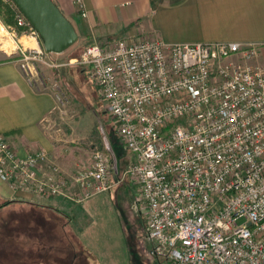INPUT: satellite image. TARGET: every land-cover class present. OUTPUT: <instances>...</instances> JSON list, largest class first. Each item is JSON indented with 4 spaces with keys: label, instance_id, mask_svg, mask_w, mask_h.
Returning a JSON list of instances; mask_svg holds the SVG:
<instances>
[{
    "label": "built area",
    "instance_id": "1",
    "mask_svg": "<svg viewBox=\"0 0 264 264\" xmlns=\"http://www.w3.org/2000/svg\"><path fill=\"white\" fill-rule=\"evenodd\" d=\"M13 6L17 29L41 43ZM79 12L87 16L81 4ZM6 30L15 41L16 31ZM3 42L0 38L6 51ZM13 44L8 53L28 79L61 95L58 100L63 95L57 80L47 86L39 67L89 69L133 156L124 176L137 187L153 257L163 264H264V69L256 63L259 46L124 39L112 46L91 45L79 58L59 65L42 43L37 48ZM10 146L0 134L2 182L14 192L64 195L66 182L56 177L57 170L43 173L47 152L23 159ZM93 158V168L75 179L85 197L108 192L120 182L113 158L99 151Z\"/></svg>",
    "mask_w": 264,
    "mask_h": 264
},
{
    "label": "crops",
    "instance_id": "2",
    "mask_svg": "<svg viewBox=\"0 0 264 264\" xmlns=\"http://www.w3.org/2000/svg\"><path fill=\"white\" fill-rule=\"evenodd\" d=\"M51 1L75 27L79 39L110 43L124 39L130 42L161 40L190 46L200 43L254 44L260 48L256 63L264 69V0ZM80 4L84 6L86 17L79 12ZM6 32L10 38L0 37L10 45L9 49L5 45L6 51L0 48V134L7 137L10 147L20 158L39 151L47 152L49 163L43 173L56 169V177L65 181L66 187L64 195L38 197L29 191L14 192L0 180V198L62 213L71 221L80 242L97 263L130 264L125 249V212L118 204L121 193L115 189L120 183L108 192L87 197L82 187L75 185L81 170L88 168L85 164L90 166V158L82 148L69 147L58 135L49 133L46 124L56 109L55 94L51 89L30 81L17 58L8 53L13 43L19 45L29 38L27 42L30 44L32 39L27 34L18 38L17 34L13 41L12 35ZM33 41L36 48L39 47L40 43ZM111 152L113 158V148ZM129 156L133 158L131 154ZM122 181L124 179L120 178ZM128 200L125 199L127 205L130 204Z\"/></svg>",
    "mask_w": 264,
    "mask_h": 264
},
{
    "label": "rangeland",
    "instance_id": "3",
    "mask_svg": "<svg viewBox=\"0 0 264 264\" xmlns=\"http://www.w3.org/2000/svg\"><path fill=\"white\" fill-rule=\"evenodd\" d=\"M14 29L21 38L24 29L15 25L8 26L0 17V35L8 39L3 27ZM30 37V36H29ZM29 39V38H28ZM25 39L20 47H31ZM124 41H100L81 38L68 52L50 57L56 64H65L79 58L81 52L91 45H114ZM7 42V40H6ZM5 43V42H3ZM42 43V42H41ZM40 43V44H41ZM8 44V43H7ZM6 45V43H5ZM12 48L15 46L12 44ZM10 48V45L8 46ZM8 48V49H9ZM10 49V50H11ZM41 79L51 88V81L57 80L63 95L58 100L52 116L47 121V129L52 135H58L69 147H80L90 158V166L81 170H90L94 166V154L102 152L112 158V147H116L122 159L121 175L117 177L119 186L115 189L121 193L119 206L124 209L125 242L130 264H163L151 255L152 244L146 235V218L141 213L137 187L129 177L124 176L130 166V152L125 148L121 137L114 127L99 95V90L91 79L89 69L79 65L58 69L39 67ZM50 80V81H48ZM61 96V95H59ZM121 147V148H120ZM128 157V158H127ZM124 161V164H123ZM85 166V167H86ZM125 199H129L126 204ZM1 204V202H0ZM118 208V209H120ZM84 246L71 221L62 213L53 209H39L24 202H12L0 210V264H100L84 251Z\"/></svg>",
    "mask_w": 264,
    "mask_h": 264
},
{
    "label": "water",
    "instance_id": "4",
    "mask_svg": "<svg viewBox=\"0 0 264 264\" xmlns=\"http://www.w3.org/2000/svg\"><path fill=\"white\" fill-rule=\"evenodd\" d=\"M26 17L39 35L47 54H61L79 41V35L72 23L51 0H11ZM114 161V172L118 175V164Z\"/></svg>",
    "mask_w": 264,
    "mask_h": 264
},
{
    "label": "trees",
    "instance_id": "5",
    "mask_svg": "<svg viewBox=\"0 0 264 264\" xmlns=\"http://www.w3.org/2000/svg\"><path fill=\"white\" fill-rule=\"evenodd\" d=\"M16 11L14 9V6L12 3H10L9 1H5V0H0V17L3 18V21L5 22V24H7L8 26H12V25H15L16 26ZM85 49L82 51L84 52ZM81 52V54H82ZM81 54L79 55V57L81 56ZM76 59V58H74ZM72 60H73V57H72ZM116 147H119V145H115L113 148L114 150V154L116 157V160H117V163H118V175L117 177H119V175H121V172H120V165H119V161H121V155L120 153L118 154V152L116 151ZM121 148V147H120ZM0 210H3V208H6L7 206L11 205L12 202L11 201H7V200H3L0 198ZM29 204V203H28ZM36 206V205H34ZM39 209H48V207H43V206H37ZM51 209V208H50ZM67 218V217H65ZM84 251L86 252V255L88 254L91 258L93 259H96L92 254H90L87 250L84 249Z\"/></svg>",
    "mask_w": 264,
    "mask_h": 264
},
{
    "label": "bare ground",
    "instance_id": "6",
    "mask_svg": "<svg viewBox=\"0 0 264 264\" xmlns=\"http://www.w3.org/2000/svg\"><path fill=\"white\" fill-rule=\"evenodd\" d=\"M7 43H9V42L7 41L6 44H7ZM32 45H33V48H36V43H34V44L32 43ZM7 46H9V45L7 44ZM11 46H13V45H11ZM8 48H9V47H8Z\"/></svg>",
    "mask_w": 264,
    "mask_h": 264
}]
</instances>
